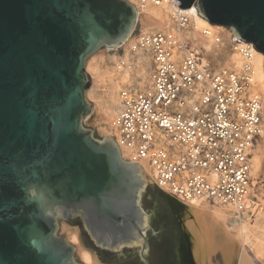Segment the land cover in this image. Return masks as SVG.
<instances>
[{"label":"water","instance_id":"obj_1","mask_svg":"<svg viewBox=\"0 0 264 264\" xmlns=\"http://www.w3.org/2000/svg\"><path fill=\"white\" fill-rule=\"evenodd\" d=\"M177 1L264 54V0ZM136 19L128 0H0V264H82L57 233L73 214L95 245L116 257L139 245L148 264L141 170L83 125L85 61L121 44Z\"/></svg>","mask_w":264,"mask_h":264},{"label":"built area","instance_id":"obj_2","mask_svg":"<svg viewBox=\"0 0 264 264\" xmlns=\"http://www.w3.org/2000/svg\"><path fill=\"white\" fill-rule=\"evenodd\" d=\"M168 2L171 21L185 28L190 12L177 0ZM202 34L221 40L208 27ZM230 38L239 65L212 68L201 64L189 35H142L138 45L149 56V81L118 92L111 137L121 157L146 162L154 185L182 203L239 206L252 197L251 156L263 129L262 100L252 89L256 50L232 32Z\"/></svg>","mask_w":264,"mask_h":264},{"label":"bare ground","instance_id":"obj_3","mask_svg":"<svg viewBox=\"0 0 264 264\" xmlns=\"http://www.w3.org/2000/svg\"><path fill=\"white\" fill-rule=\"evenodd\" d=\"M132 1L137 9V21L134 29L121 44L106 48L112 53L105 59L101 58L100 64L107 67L102 70L98 68L101 70L100 81L110 83V96L115 102L118 100L120 89L133 87L134 82L142 87L143 80L139 76L145 73V68L139 61V54L142 49L138 45V40L140 36L155 30H171L182 35L183 29H185L192 38L193 46L197 48L198 52L203 53L201 57V64L203 65L208 64V55L215 57L218 53H226L225 65L229 63L239 65V55L234 51L227 53V47L231 40L229 30L223 26L208 23L198 14L194 6L186 8L191 14L189 24L183 29H178L167 18V10H171V3L168 0L161 1L159 5H154L151 0ZM204 27H208L212 33L218 31L221 36L220 42L216 43L211 36L202 34ZM135 29L140 30L137 39L132 38ZM120 49L122 52L119 51ZM215 60L213 63L216 62ZM252 70V89L259 94L262 100L263 123L262 133L252 150L251 156L252 197L247 198L239 206L210 204L205 201L194 204L185 203L182 210L184 226L190 236L193 253L198 264H210V254L216 248H220L224 259H226L224 263L229 264L232 257L234 258L237 242H240V236L242 237L244 230L248 226L254 225L259 218L264 219V54L257 50L252 59ZM97 105L95 110L100 117L101 133L112 136L115 132L113 117L117 110L106 106V103L102 106ZM112 114H114L113 117ZM138 168L142 173L143 184L154 183L152 171L146 162H141V166L138 164ZM232 219L236 220L235 226L230 225ZM143 222L145 223V221ZM74 237L73 239H75ZM83 255L87 264H99L87 252H84ZM235 264L253 263L242 253Z\"/></svg>","mask_w":264,"mask_h":264},{"label":"rangeland","instance_id":"obj_4","mask_svg":"<svg viewBox=\"0 0 264 264\" xmlns=\"http://www.w3.org/2000/svg\"><path fill=\"white\" fill-rule=\"evenodd\" d=\"M128 1L133 3L132 0ZM169 10H167V18L171 20L168 13L170 12ZM183 34L189 35V33L185 31V29H183ZM139 35L140 30L135 29L132 38L137 39ZM119 51L122 52V49H120ZM228 51H231L230 45H228L227 47V53ZM111 53L112 51H107L105 47H101L89 57H87L85 61V73L90 79V85L86 90L85 95L87 100L93 105V108L89 116H87L83 120V125L85 127L93 129L94 136L98 138H101L106 134L101 133L102 131L100 130V117L95 110V108L98 106L97 104H100L102 106L104 105V103H106V106H110V108L116 110L120 107V104L118 102L119 100L115 102L114 100H112V96H110V83L108 81H100V72L102 69L107 67L100 64V60L101 58L105 59ZM202 54L203 53L200 52L201 57ZM147 56V53L144 51L140 52L139 54V61L145 68V73L139 76L143 80L142 86L149 81V70L151 64L149 61V56ZM209 57H211L210 59L212 60H210ZM225 57L226 53H218L215 55V57L208 55V63L212 68H218L222 65H225ZM214 59H216V62L213 63ZM98 68H100L101 70ZM138 86L141 85H137L136 82L133 83V87ZM113 115L114 114H112V117ZM141 206L143 210L147 214H149V218L147 220L148 227L146 229V237L148 239L149 246L145 253L146 258L149 261L148 264H164L161 259V248L164 247L163 241H165V239L167 238H171V235L175 230L177 233V238L179 237L176 247V254L179 257L181 256L187 258V261L179 264H191L192 260L188 261V259L191 257V250L190 246L186 242V238L184 235L186 234V229L184 228L182 215V210L185 206V203L174 199L167 193H161V191L156 188L154 183L147 182L144 184V189L141 193ZM263 220V218H259L254 225L248 226L244 230L245 232H243L242 237L240 236V242H237L235 255L233 254L234 258L232 257L229 264H235L239 258V255H241L242 253H244L246 258H248L253 264H264ZM58 224L59 227L57 233L59 235H63L69 243L74 245L75 251L73 256L77 262L87 264L86 260L83 257L84 252H87L99 264H143V260L139 257L138 254L140 249L139 245L136 247L122 248L121 251L127 253L125 254V256L121 257H116V252L114 250L103 249L95 245L89 238L82 225L80 214H73L68 219L60 217L58 218ZM230 225L235 226L236 220L232 219ZM73 237L75 239H73ZM225 260L226 259H224L220 248H216L210 254V264H225Z\"/></svg>","mask_w":264,"mask_h":264},{"label":"flooded vegetation","instance_id":"obj_5","mask_svg":"<svg viewBox=\"0 0 264 264\" xmlns=\"http://www.w3.org/2000/svg\"><path fill=\"white\" fill-rule=\"evenodd\" d=\"M158 190L161 191L160 189H158ZM161 193H164V192L161 191ZM178 240H179V237L177 238V233L175 230L173 232V234L171 235V238H167V239H165V241H163L164 247L161 248V251H162L161 259H162L164 264H179V263L187 261L186 257H181V256L179 257L176 254V247H177ZM184 242H185V240H184ZM184 254H185V252H184Z\"/></svg>","mask_w":264,"mask_h":264}]
</instances>
